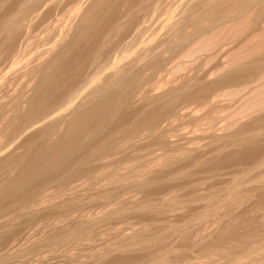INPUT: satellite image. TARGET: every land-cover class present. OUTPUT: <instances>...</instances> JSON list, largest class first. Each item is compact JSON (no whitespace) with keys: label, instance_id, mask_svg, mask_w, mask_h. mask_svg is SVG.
Wrapping results in <instances>:
<instances>
[{"label":"bare ground","instance_id":"1","mask_svg":"<svg viewBox=\"0 0 264 264\" xmlns=\"http://www.w3.org/2000/svg\"><path fill=\"white\" fill-rule=\"evenodd\" d=\"M124 1H126V0H124ZM124 1L122 0V2H123V5L121 4L122 6H126V5H124V4H126V2H124ZM152 1H153V3L155 1L158 4L157 5L158 7H155L156 5L153 6L155 9H153V7H152V5H153ZM161 1L162 0H141L140 3L141 4L147 3L145 5L148 6V5H150V4H148V2H151L152 5H150V6L152 9H150V10L151 11L154 10V11L151 13L148 12L149 15L148 14L147 15L150 16V14L152 15V13L159 12L160 11L159 9H161L160 8L161 5L163 7L164 4L166 5V3H168V2L164 3L165 2L164 1L159 6ZM171 1H170L171 2L170 5L168 4L169 8L166 7L167 11L165 12V14H163V16H161L162 18H160L159 17L160 15L157 13L159 15L158 16L159 18L157 17V19L151 18V16H150V19H153V20L148 21L145 19V18H147L146 17L147 15H146L144 19L141 18V19H143V21H140V19H138L137 18L138 16H137L135 20L138 19L140 22L138 21L137 24L135 22V25H133V23H130L132 16H133V18H135L134 16L136 14H139L141 12L140 10L143 11L145 9H149V6H148V8L146 7L145 9H140L139 10L140 12L138 11V13H135V11L137 12V9H133V8L129 11L127 10V12H126V9L128 8V6L132 7L131 3H134L133 0H131V3L130 2L128 3L131 6L127 5V7H125L126 9L124 10L125 11L124 13H121V11H120V14H122V15H120V14L118 15L115 12L114 13L111 12V11H113L112 6H114V4L116 2L122 3L120 0L119 1H117V0H18V2L15 4L13 9H11L10 11L8 9L9 12L7 11L8 13H6L3 17L1 15L2 18L0 19V47L3 49H6V51L8 52L7 54H9V55L6 58L7 59L6 60L7 63H5L6 67L1 68V66H0V214L5 209L4 208L5 203L7 204V202H11L10 204H14L13 202H15V201L22 204V206L28 205L31 207V204H33L34 208H32V207L31 208L35 209L33 211H36V213L40 211L43 214L44 211H46V210L48 211L49 210L48 208L51 206L46 205L48 203H45L44 206H42V205L45 202V201L43 202L44 199L47 200V199L51 198V196H53V197L55 196L54 195L55 191H54V193L52 192L53 195L51 194V192H49V190H51L50 188L52 187L51 185L55 184V186H56L58 184V181L63 182V180H64V182H65V180L69 177H73V178L79 177L80 178L83 175L82 170H84V169L81 170L80 167L83 168L82 164L87 162L88 159L90 160V158H92V157H89L87 155H85V157H80V156H83V155H81L83 149L85 150V148H83L84 145L82 143L83 142L85 143V141H87V144H88L89 139H90V141H92L94 139L97 140V138L95 136L98 135V129H100L99 127L109 126V124L111 123L110 120L113 121L112 118L117 116V114H119V116H120V114H121L120 112L123 109L128 110V108H131V107L136 108V109L134 108L135 110L132 111V113L128 110L130 112V114L129 113L127 115L121 114V116L122 115L123 116H122V118H120L121 120L119 119L120 123H119L118 127H120V128L116 127V125H115L116 128L114 127V130L111 132L110 136H108L106 139H102L100 142H98V143H102L100 145L101 147L103 146L102 148L107 146L106 143L109 144L108 141H109V139L112 140L111 137L116 136V138H117V136H119V138H120V135L122 133H125L126 135H128V134L132 135L133 134V139L131 138V140H133V141L129 140V142H131L129 147L132 149L133 148L135 149L137 146H141L143 144L147 145V142H149L148 140L154 136V135L152 136L153 133L156 134V131L161 130L160 132H158L160 134L163 131L166 132V130H169V128H170V129H172V131L174 130V133L176 134L174 136L175 139H171V137L174 138L171 134L170 138L162 139L163 141L161 140V138L158 137L160 139L158 142L160 143V141H162L161 143L163 144L164 148L167 147V148H169L168 150H171L172 152H174V151L177 152V150L181 151L179 149L183 150L185 148V146L187 144H189L190 139L192 138L191 135H194L193 134L194 132H192V130H191L192 133L190 132V130H189L190 128H189V126H187V124H188L187 122L190 121V123H192L191 121H196V122L200 121L201 123H204V122H206V120L209 121L208 119L210 116L212 117L213 111L215 109H217L218 107H220V104L224 102L221 100V97H222L220 95L221 93L218 95L217 92L218 91L220 92L221 89L223 91V88H225L227 86L226 82L231 81V82H233L232 84H234V82L236 80L234 81L233 79L234 78L236 79V75H237L235 73H237L239 70H246V69L248 70L252 66H254V69L256 68L255 66H260V69H262L263 71L261 70L262 71V73H261L260 70H259L260 72L257 70L258 74H256V75H260L259 73L264 74V50H263V47L260 45V48H262L263 52H262V50H260L262 55H260L258 57L260 58L261 56H263V57H261V59L254 61L255 59L252 60L253 59L252 56H250V55L246 56L245 55L246 57H248V56L252 57V58H249V57L247 58L249 60H252V61L248 60L250 63L253 61L254 62L252 64L248 63L249 65H246L247 64L246 62H245L246 64L243 63V66L240 65L239 67H237V69H236V70H238L237 72L235 69H234V71L231 72L230 69L232 70L233 67L230 68L229 65H224L221 68V69L225 70L226 72H227V70H229L228 71L229 73L227 72L228 73L227 75L226 74L222 75V78L226 76L225 78H223L225 80L222 81V83H224L225 85L221 84V82H220L221 80L218 79V77L219 78L221 77L218 75H221L222 73L217 72V77L213 76L214 80H216L215 78H217V80H220L219 81L220 84H217V83H214L213 78H212V74L208 75L207 73H209V72H207L206 70L205 71L207 73H204L205 75L203 76V82H199V79L202 76L201 73L203 74L202 67H198L197 69L195 68L196 70H194V72H192V73L190 72V70L188 71V69H190V68H187V69L185 68L189 72V74L190 73L192 74V75H185V76H184V74L186 73V71L184 73V71L181 70V72L183 71L182 72L183 77H181V79L179 78L180 80H178L177 82L175 81L176 82L175 84H172L174 82H171V80H170L171 77L169 75H168L169 77L165 76V74H167V72H169V70L173 69V68H169V65L173 64L174 61L172 60V63H170L171 58L170 59L167 58V56L170 53L173 54V52H170V50L171 49L175 50L178 48L183 49V48L189 46L194 40H197L196 38H198V37L200 38L199 35H204L202 33L205 32V29L200 30V31H199V29H197L198 32H189L188 30H187L188 32H186L185 27H187L190 24L194 27L197 26L199 28L200 23L202 24V22L204 20L205 21L208 20V19H204V18L205 17L207 18V15H210L209 13H211V12H213V13L217 12V14L215 13L217 15V16L215 15L216 17L213 16V18H211L212 15L209 16V18H211V20L213 19V21L215 22L214 23L215 27H217L216 24L218 25V23H220V22H222L224 24H225V22H227L228 25L229 24L231 25L233 22L236 23L237 19L239 21L242 18V16H244L241 13L242 11H243V13L244 12L246 13L248 8L250 10V9L256 8L257 6L258 7L264 6V0H216V1L215 0H171ZM117 4H119V3H117ZM135 4H136V0H135ZM2 5H3V3H2ZM138 5H140V4L138 3ZM4 6H8V5H4ZM120 6L118 7L117 5H115V9L120 8ZM122 6L120 9H123ZM133 7H134V5H133ZM141 7H139V8H141ZM96 8L98 10H100L99 12L97 11L99 14L98 13L96 14L94 12L96 10ZM136 8H138V7H136ZM142 8H144V7H142ZM115 9H114V11H115ZM117 9H116V12H117ZM259 9H261V8H259ZM253 10H256V9H253ZM263 10L264 9L262 7V11ZM145 11H143V12H145ZM258 11H260V10H258ZM143 12H142V14H144ZM163 12H161V14ZM263 12H261V13L264 15ZM251 13H253V11H251ZM240 14H242V16ZM246 14L249 15V13H246ZM246 14H245V16H246ZM259 14H260V12H259ZM239 15L241 16V18ZM142 16L144 17V15H142ZM253 16L254 15H252V17ZM257 16H258V12H257ZM152 17H155V15H153ZM246 17H243V18H246V20H248L249 16H246ZM259 17H261V16L259 15ZM254 18H258V17H254ZM262 18L264 20V17H262ZM250 19H252V18H250ZM258 19L262 20L261 18H258ZM258 19H257V25L260 23V20H258ZM243 20H245V19H243ZM246 20L243 21V23L244 22L246 23ZM133 21H134V19L132 20V22ZM205 21L203 22V24L207 23V21L206 22ZM230 21L231 22L233 21V22L231 23ZM248 21H250V20H248ZM85 22H88L86 24V26L84 25ZM210 22L213 24V22L209 20V22L207 24L208 26L211 24ZM228 22H230V23H228ZM254 22H256V21H254ZM262 22H264V21H262ZM247 23H246V25H247ZM250 23L252 24V21ZM254 24H256V23H254ZM202 25H200L201 28L203 27ZM220 25L222 26V24L220 23L218 25L219 27H217L216 30L218 28L221 29ZM257 25H250V27L252 26L255 29L254 26H257ZM261 25L260 26L258 25L260 27L259 29H261V27H263ZM211 26L213 27L214 25H211ZM211 26L208 27L210 29H208V28L206 29V32H207V30L213 31L215 29V27H214L212 30ZM229 27L228 28L231 29V26H229ZM235 27H236V25H235ZM235 27H234V29H235ZM237 27L240 28L239 25ZM243 27L245 28V25ZM220 29H218V30L220 31ZM225 29H227V28H225ZM240 29H242V28H240ZM249 29H250L249 31L253 30L252 28H249ZM256 29H258V28H256ZM259 29H258V31H259ZM239 30H236V32L237 31L240 32ZM262 30L264 31V27L261 29V31ZM70 32L71 33L73 32V34L70 35ZM206 32H205V34L207 37L212 35V34L209 35ZM224 32H227V31H224ZM224 32H222V33L224 34ZM236 32H235V34H236ZM245 32H247V31H245ZM222 33H221V36H222L221 38L224 39ZM232 33H233V28H232ZM257 33H259V32H257ZM142 34L143 35L145 34V36H146L145 40L146 41L143 40L144 36H142V38H141L140 35H142ZM214 34H216V32ZM247 34L249 35L250 32H247L246 35ZM239 35H241V34H239ZM242 35H241L242 36L241 38L243 39V37L246 35H244V34H242ZM248 35H247V37H248ZM254 35L255 34L253 32L251 37H253ZM68 36H71V38H69ZM228 36H230V34ZM201 37H203V36H201ZM233 37H236V36L233 35ZM251 37H249V38H251ZM255 37H257V34L255 35ZM255 37H254V40L257 39ZM262 37L260 36V38H259V36H258L259 39L257 41L259 42V40L262 39ZM203 38H205V37H203ZM230 38H232V36ZM241 38H240V41H241ZM217 39H218V41L221 40V39H219V36L216 38V40ZM229 39H227V40L229 41ZM237 39H235V40H237ZM254 40L250 41V43L252 42V44H253ZM202 41L200 42V44H202ZM210 41H212V43H213L212 39ZM222 41H225V40H222ZM228 41H227V43H228ZM248 41L249 40H247V42ZM257 41H255V42H257ZM262 41H264V39ZM143 42H145V43L147 42L146 44H149L147 46H149V47L153 46V48H148V50L145 49L146 45L143 44ZM209 42H208V45H209ZM233 42H235V41H233ZM242 43L244 44V42H242ZM260 43H261V40H260ZM223 44H224V42H223ZM233 44H231V45H233ZM263 44H264V42H263ZM143 45H145V47ZM216 45H217V41H216ZM225 45H227V44H225ZM225 45H223V46H225ZM229 45H230V42L227 46H229ZM234 45L236 46V44H234ZM247 45L244 44L243 46H246V48H244V47L243 48L247 49ZM255 45H256V43L254 44V46ZM204 46L205 45H203L202 47H204ZM207 46H205V48H207ZM221 46L219 47V48H221V50L218 48V51H220V52L223 49H224L223 51H225V49L227 50V48H228L225 46L226 48L222 49L223 46L222 47ZM252 46L250 44L249 48L252 49ZM230 47L234 48V46H230ZM239 47H236V48L239 49ZM256 47H257V45H256ZM192 48H193V46H192ZM243 48H241L239 50H243ZM253 48L255 49V47H253ZM167 50H169L168 53L170 52L169 54L167 53L168 55L166 54ZM178 50H179L178 52H180L179 54H183L185 49H183L182 53H181L182 50L181 51H180V49H178ZM193 50H195V49H193ZM193 50H192V52H193ZM255 50H257V49H255ZM255 50L252 49V51H255ZM2 51H4V50H0L1 54H2ZM213 51L215 53V50H213ZM218 51H216V52H218ZM227 51H225V52H227ZM233 51H230V53L231 52L233 53ZM241 52H243V55L246 54V53H244V52H246L245 50L241 51ZM210 53L213 54V52H210ZM235 53H237V52L235 51ZM3 54H4V52H3ZM5 54H6V52H5ZM179 54H178V56H179ZM199 54H200V52H199ZM203 54L204 53H202V55ZM227 54H229V53L227 52ZM240 54H242V53H240ZM240 54H237V55H240ZM250 54H252V53H250ZM255 54H256V51H255ZM188 55H189V53H188ZM204 55H205V57L208 56V54H204ZM209 56L212 57V55H209ZM213 56H214V54H213ZM215 56H216V54H215ZM215 56H214V59H215ZM221 56H224V54L222 53ZM234 56L237 57L236 54ZM0 57L2 58L3 56H0ZM196 57H200V55L196 56ZM205 57L203 56L202 59H204ZM240 57L242 59L243 56H240ZM172 58H174V57H172ZM216 58L219 59V56ZM230 58H232V57H230ZM2 59H4V58H2ZM194 59H199V58H194ZM224 59L221 58L220 60L224 61ZM1 61L3 62V60H1ZM4 61H5V59H4ZM211 61H212V59H211ZM187 62L190 63L189 61H187ZM216 62H217V60H216ZM233 62H232V64H233ZM192 63H190V64H192ZM194 63H196V62H194ZM225 63L227 64V62H225ZM230 63H231V61H230ZM2 64H4V63H2ZM185 64H186L185 67H187V65H189L187 63H185ZM196 64H198V63H196ZM219 64H222V63H219ZM173 65H175V63ZM176 65H178V63ZM182 66H184V65H182ZM220 66H222V65H220ZM193 67H195V66H193ZM217 67H219V65ZM168 68H169V70H167ZM210 70H211V68L209 69V71ZM223 70H221V71H223ZM251 70L253 72V69H251ZM151 71L159 73V75H160V73H163V75L166 78H169V80L165 79V80L169 81L168 82L169 87L167 88V86L165 85L167 88V89L165 88L166 89L165 91H161V90L159 91V88H156V86L154 88V85H153L154 83L149 84L150 82H153V81H151L152 78L149 79L152 75L149 77V74H148V72L150 73ZM213 71L216 72L214 69H213ZM225 71H224V73H225ZM254 71H256V69ZM154 72H152L151 74H153ZM172 72H173V70H172ZM214 72H211V73H214ZM240 72H243V71H240ZM248 73H249V71H248ZM153 75H155V74H153ZM215 75H216V73H215ZM239 75L237 77H239ZM156 76H158V75H155V77ZM241 76H242V73H241ZM249 76H250V74H249ZM261 76L263 77V75H261ZM254 78H255V76H254ZM153 79H154V77H153ZM171 79H173V78H171ZM255 79H254V81H255ZM239 80H240V77H239ZM239 80H238V82H239ZM241 80H242V78H241ZM251 80H253V79H251ZM263 80L264 79H262V81ZM254 81H252V82H254ZM258 81H259V79H258ZM216 82H218V81H216ZM236 82L234 85H236ZM257 82L254 83L256 85L252 84V87L247 91V93L245 92L244 94L248 95V93H251L255 89L257 91L259 89L261 90L262 87L257 89V85H260ZM243 83H245V82H243ZM229 84H230V82H229ZM229 84H228V86H229ZM262 85H264V84L262 83ZM262 85H260V86H262ZM247 86L248 87L251 86L250 83ZM161 87H163V86H161ZM233 88H234V86H233ZM245 88H246V86H245ZM227 90H229V88ZM231 90H234V89H231ZM239 91H241V90H239ZM259 91H258V93H255V94L259 95ZM254 92H252V93H254ZM261 92H262V90H261ZM261 92H260V95H261ZM231 93L233 94L234 92H232V91L225 92V94L232 95ZM263 94H264V91H263ZM243 97H244V95H243ZM255 97H256V99L257 98L258 99L256 100ZM255 97L253 96L252 98L255 99L256 103H257V101L259 102L260 101L259 97H257L256 95H255ZM250 98H248L249 101H250ZM261 99H263V97H261ZM247 100L244 99V101H247ZM236 101H237L236 103L238 104V100H236ZM226 102H228V100L225 101V104L228 106H231V105L234 106V101L230 102V103L229 102L226 103ZM242 103H244V102H242ZM248 104H250V103H248ZM260 105H261V103H260ZM261 107L264 108L263 105ZM78 109H79V111L81 110V112H77ZM127 110H124V111L126 112ZM131 110H133V109H131ZM199 110H200L201 114L197 113V111H199ZM202 111H203V114H202ZM255 112H256V110H255ZM259 112H261V110ZM256 113H258V112H256ZM70 114L73 115L72 118L69 116L71 120L68 117V115H70ZM252 114H255V113H252ZM119 116H118V118H119ZM67 117H68V119H67ZM65 118L68 120L67 125H69V126H68V128H64L63 129L64 131H63L61 124L64 123L63 120H65ZM215 120L217 121V124L219 125V126H217V130L222 131L223 128L225 129V127L223 126V123H224V121L225 122H228V121L217 120L216 118H215ZM233 120H231V122ZM200 122L198 123V125L196 124L198 127H199ZM229 122H230V120H229ZM236 122H237V120H236ZM65 123H67V122H65ZM210 123H212V122H210ZM232 123H235V121ZM237 123H238V125L241 126L239 121ZM237 123L235 125H237ZM208 124H209V122H208ZM63 125L65 127V124H62V126ZM203 125L204 124H200L201 128L199 127L201 132H202V126ZM226 125H228V126L231 125V127H233L234 124L232 125V124L227 123V124H225V126ZM165 126L166 127L168 126V127L166 128ZM222 126H223V128H222ZM231 127H229V128H231ZM110 128H111V125H110ZM204 128H203V131H205ZM213 128H214V125H213ZM233 130H234V128H233ZM123 131H125V132H123ZM195 131L197 132L198 129ZM200 131H198V132H200ZM241 131H242V129H241ZM196 132H195V135L193 138H195L196 135L198 136L201 134V132L200 133L197 132L198 134H196ZM209 132H211V131H208V133ZM190 133H191V135H190ZM203 133L204 132H202V134ZM212 133H214V132H212ZM256 133H258V131ZM164 134H166V133H164ZM164 134H163V136H164ZM204 134L201 137H205L206 135L204 136ZM216 135H218L220 138L224 137L222 135V133H220V132H217ZM220 135H222V137ZM51 136H56V137H54L55 140L52 137V139H53L52 142H49V141L47 142V140L49 138H51ZM155 136L157 138V136H159V135H155ZM155 136L151 139H155ZM213 137H214V135H213ZM124 138H126V136ZM205 138L207 140V138H209V137H205ZM249 138H251V137L249 136ZM203 140H204V138H203ZM217 140H218V138H217ZM112 141H114V140H112ZM154 141L156 142L157 139L153 140L152 144L155 143ZM117 142H119V141H117ZM158 142H157V144H158ZM112 143L113 142H111V144ZM126 143L129 144L127 141H126ZM161 143H160V145H161ZM127 144L124 143V145H127ZM157 144H155V145H157ZM215 144H216V142H215ZM89 145H88V147H89ZM104 145H106V146H104ZM191 145H192V143H191ZM112 146L113 147L110 149L106 148V149H109V151H110V157H111V155L118 157L122 152H124L123 149L125 147L119 148L113 144H112ZM152 146H154V145H152ZM215 146H217V145H215ZM95 147H97V146H95ZM122 147H123V145H122ZM157 147L158 146H156V148ZM207 147H208V145H207ZM99 148L100 147L98 145V149ZM102 148H100V149H102ZM151 148H153V147H151ZM158 148L160 149V146ZM161 149H163V147ZM185 149H187V146ZM89 151L90 150H88L87 152H89ZM156 151H157V149H156ZM156 151H155V153H156L155 156H161L159 154L157 155ZM190 151H192L191 148H190ZM206 151H208V150H206ZM92 153L93 152H91V154ZM88 154H90V153H88ZM92 155H90V156H92ZM173 155H174V153H173ZM146 156H148V155H146ZM107 157H108V155H107ZM115 157H113V158H115ZM154 159H156V158H154ZM160 159H161V157H160ZM160 161L158 159V162H160ZM114 162H116V161H114ZM70 163H72V166H70L72 168H67V165H69ZM95 163H93V164H95ZM112 163H113V161H112ZM127 165H129V164H127ZM108 166H107V168H108ZM150 169H152V168H150ZM83 172L86 173L85 171H83ZM91 173H93V172H91ZM125 175L124 176L127 177L128 174H125ZM144 176H146V174H144L143 177ZM121 177H123V176H121ZM129 177H128V179H129ZM138 177H140V174ZM132 178H134V177H132ZM93 180L94 179H92V181ZM123 180H122L123 184H122V186H120L121 185L120 184L119 185L120 187L118 186L119 188L113 189L111 187L108 189L107 188L101 189V188L96 187V192H95L96 195L99 194L100 192H102L104 194V197H101V195L99 194L101 199L102 198L108 199L107 197H109L113 193L117 194V192L119 190L121 191L122 189H125L126 193H127V189L139 190L143 186L148 185V183L145 184L144 182H141V181L139 182V180L137 182H135V181L132 182L135 179H132V181H130L131 179L128 180L131 182L130 184H126L127 179H125V181H123ZM143 180H144V178H143ZM145 181H147V180H145ZM80 182H79V184L77 183L76 186L74 185V188H72L74 192L73 193L71 192L72 194L69 192L71 194V196L73 194H75V191L78 192L79 195H77V196H79V199H80V197L84 196L83 193L86 191V189L84 191H82V187L84 185L80 184ZM84 182H82V183H84ZM99 182H101V181H99ZM124 182H126V183H124ZM87 186H89V185H87ZM70 187H72V186H70ZM88 189L92 193V190H90V188H88ZM88 189H87V191H88ZM70 190H71V188H70ZM93 190H94V188H93ZM125 190H124V192H125ZM128 191H130V190H128ZM60 192L62 193L61 190H60ZM132 192L134 194V191H132ZM91 193H88V194H91ZM95 193H93L94 194L93 196H92V194L90 196H88V199L91 201L95 200L97 198ZM88 194H85V195L87 196ZM126 195H129V194L127 193ZM134 195L136 196V194H134ZM71 196H67L66 198H64L65 196L64 197L62 196L64 199L60 198L61 200H59V199L58 200L61 201V203L59 201L58 202L63 206V208H64V206L72 208V209L77 208V210L74 209L75 212L72 211L70 213H71V215H72V213L74 214L73 215V220H74L73 222L76 223L78 229L79 228L82 229L83 227L87 228V226H89V225L91 226V224H94V225L100 224L102 226V224H104L102 222H106L109 219H111L112 217L114 218L116 213H117V211H115V209L114 210L112 209L113 205L111 206V208H110V206H108V205H110V203H109V204H106V208H102V211L100 210V212H99L97 210L98 213L93 211L94 213H97V214L91 215V216L88 215L89 217H87V214L84 216L83 212L85 210H83L84 209L83 207L87 206L86 203L84 205L83 202L82 203L79 201L77 202L76 198L72 199ZM135 196H133V197H135ZM210 196H212V195H210ZM100 197H99V199H100ZM83 198H82V200H83ZM37 199L40 200L39 203H38L39 200L37 201ZM88 199H85V200H88ZM119 199H120V197H119ZM124 199L125 198H123L121 200L124 201ZM127 199L129 201H131L130 197H127ZM168 199H165V201L166 200L168 201ZM170 199H172V197ZM82 200H80V201H82ZM108 200L104 199L103 202L105 203ZM128 200H127V202H128ZM51 201H52V199H51ZM97 201H98V199L96 200V202ZM169 201L171 202V200H169ZM175 201H176V199H175ZM101 202H102V200H101ZM109 202H110V200H109ZM127 202H125V203H127ZM132 202L136 204L135 199ZM164 202H163V204H164ZM19 203L17 205H19ZM119 203H121V202H119ZM173 203L174 202H172V204ZM184 203H186V202H184ZM50 205H51V203H50ZM99 205H102L104 207L103 203H101ZM137 205H138V203H137ZM55 206L56 205H54L53 207H55ZM79 207H81V208H79ZM99 207L100 206H98V208ZM126 207L127 206H125V208ZM161 207H163V206H161ZM14 208H16V207H14ZM113 208H115V207H113ZM179 208H180V206H179ZM53 209L54 208H52L51 210H53ZM72 209H70V210H72ZM131 209H133V208H131ZM18 210H20V209H18ZM207 210H209V209H207ZM23 211H24V209L22 210V212ZM124 211H126V210H124ZM75 213H78V214L75 215ZM29 214H30V211H29ZM32 214H34V213H32ZM99 214H100V216H99ZM206 214H208V213H206ZM119 215H117V216L119 217ZM127 215H126V217H127ZM132 215H133V213H132ZM32 216L30 215V217H32ZM92 216H95V217H93L94 219L91 218ZM67 218H69V217H67ZM68 220H70V219H68ZM0 222H1V220H0ZM109 222H111V221L109 220ZM68 223H70V222H68ZM75 223H74V225H75ZM53 224L55 225V223H53ZM60 224H61V222H60ZM94 225H92V227ZM99 227H98V229H99ZM101 228H103V227H101ZM108 228H110V227H108ZM78 229H76V231ZM92 229L94 230V227ZM96 229H97V227H96ZM87 230H88V228H87ZM89 231H90V229H89ZM100 231H101V229H100ZM102 231L107 232L108 230L105 229ZM71 232H74V231H71ZM84 232H85V230H84ZM108 232H110V230ZM112 232H113V230L111 231V233ZM124 232L125 231H123V234H124ZM52 233H54V232H52ZM76 233H78V232H76ZM72 234H70V235H72ZM109 234H107L106 236H109ZM125 234L127 235V233H125ZM78 235H79V233H78ZM86 235H87V233H86ZM103 235L105 236V234H103ZM74 236H75V234L73 235V237ZM148 236H150V235H148ZM63 237L66 239V237H68V236H66V234H65ZM126 237H123V238L125 239ZM90 238H91V236H90ZM67 239H69V237ZM136 239H138V237ZM141 239H142V237H141ZM77 240H79V239H77ZM160 240H162V238ZM71 241H72V239H71ZM123 241H126V240H123ZM148 241H149V239H148ZM62 242H65V240H63ZM120 242H121V240H120ZM156 242H157V240H156ZM19 243H21V242H19ZM19 243L17 242L16 244L19 245ZM51 243H52V241H51ZM68 243H71V242H68ZM148 243L150 244V242H148ZM16 244H15V246H17ZM59 244H61V243H59ZM63 244H65V243H63ZM124 244L125 243H123V245ZM153 244H154V242H153ZM21 246L23 247V245H21ZM46 246H48V245H46ZM126 247H128V246L126 245ZM19 248H21V247H18V249ZM132 248H133V246H132ZM263 248H264V246H263ZM15 249H17V248L14 247L11 249V252H13V254L16 251ZM29 251H30V249H29ZM16 252H19V251H16ZM42 252H43V250H42ZM104 254L106 256V253H104ZM3 256H2V258H3ZM50 256H52V255H50ZM55 256L56 255H54L53 258H55ZM93 256L98 257V256H100V254L96 253V255H93ZM91 257L92 256H90V258ZM212 257H213V255H212ZM42 258H44V257H42ZM48 258H50V257H48ZM65 258H67V257H65ZM56 259H57V256H56ZM4 260H8L7 257H5ZM13 261H14V259H13ZM16 261H17V259H16ZM39 261H41V260L39 259ZM45 261H47V260H45ZM5 262H7V261H5ZM151 262H150V264H153L155 261L153 263H151ZM60 263H61V260H60ZM194 263H192V264H194ZM51 264H52V262H51ZM197 264H199V263H197Z\"/></svg>","mask_w":264,"mask_h":264},{"label":"rangeland","instance_id":"2","mask_svg":"<svg viewBox=\"0 0 264 264\" xmlns=\"http://www.w3.org/2000/svg\"><path fill=\"white\" fill-rule=\"evenodd\" d=\"M117 1H119V0H117ZM120 1L122 2V0H120ZM133 1H134V3H131V0L124 1V2H126V4H124L126 6H122L123 2L122 3L116 2L114 4V6H112V10L113 11H111V12L112 13L115 12L118 15L120 14V11H121V13H124L125 12L124 10L126 9L125 7H127V5H130V4H128L129 2L131 3L132 7L128 6V8L126 9V12H127V10L129 11V10H131L133 8V9H137V12L135 11V13H138V11L140 9H145L146 7L148 8V6H149V9H145L146 11L143 10L146 13L143 12L142 10H140L141 11V12L139 11L140 15L136 14L134 16L135 18H133V16H132V19H131L130 23H133V25H135V22H136V24L138 23V21H139L138 19H140V21H143L145 16L147 14L149 15L148 12L151 13V12L154 11V10L153 11L150 10V9H152L150 5L153 4L152 7L155 6V5H156L155 7H158L157 6L158 5L157 2H155V1H154L155 4L153 3V1H152V4H151V2H148V4H150L148 6L145 5L147 3L141 4L140 3L141 0L140 1L136 0V4H135V0H133ZM170 1L171 0H162L160 2L159 6L163 2L164 3L168 2V3H166L167 6L164 4L163 7H162V5H161L160 6L161 9H159L160 11L158 10L160 13L156 12V13H152V15L150 14L151 18H156L157 19V17L159 15H160L159 17L162 18L161 16H163V14H165V12L167 11L166 9L169 8L170 3L172 2V1L171 2ZM17 2H18V0H0V6H1L0 7V12H1L0 13V19L6 13H8L11 9H13ZM137 2L144 8H142L140 5H138ZM2 3H3V5H2ZM117 3H119V4H117ZM4 5H8V6H4ZM115 5H117L118 7L121 5L123 9H120L121 8V6H120V8H118V9L116 8L117 9V12H116ZM133 5H134V7H133ZM136 7H138V8H136ZM139 7H141V8H139ZM262 7L264 9V6H259V7L257 6L256 8H253V9H256V10H253V9L249 10V8H248V10H247L248 12L246 11V13H249V15H247L245 12L243 13V11H242L241 13L244 16H242V14H240L242 16V18L239 15L241 19L238 17L240 20L238 21V19H237L236 23L233 22V21H232L233 22L232 23L230 21L232 23L231 25L230 24L228 25L227 22H225V24L227 25L226 26L224 23L220 22L222 24V26L224 25L223 27L220 25L221 29L218 28V29H220V31L218 29L216 30V28L219 27L218 25L220 23H218V25L216 24L217 27H215V24H214L215 22L213 21V19L211 20V18H213V16L214 17L217 16L216 15L217 12H215V11L214 12L216 14L211 12V13H209L210 15H207V18L206 17L204 18V19H208V20H206L207 23H204L205 25L203 24V22L205 20L204 19H203L204 21L202 20L203 21L202 22L203 25L201 23H200V25H202L204 27V28L202 27L203 29L201 28L200 25H199V28H198L197 26L194 27V26L189 24L187 27H185V29H186L185 31L186 32H188V31L189 32H198L197 29H199V31L205 29V32H206V29L209 26H211V25H214L213 27L211 26V29L213 30V28L215 27V29H214L215 31L214 30L213 31L207 30V32H206L207 34H209V35L212 34V35H210L208 37L206 36L205 32L202 33L205 36L204 35H199L200 38L199 37L196 38L197 40H194L195 42L193 41L191 43L192 45L190 44L189 46L183 48V49H185L183 54H179L180 52H178L179 51L178 49H180V51L182 50L181 51V53H182L183 52L182 48H178V49H175V50L174 49H171V50L169 49L170 52H173V54H171L170 52H169L170 53L169 54L168 53L169 50H167L166 54L167 53L169 54V55L167 54L168 55L167 58H169V59L171 58V62L170 63H172V60H173L175 65H173L174 63L171 64L172 66L169 65V68H173V69L169 70V68H168L167 70H169V72H167V74H165V76H167V77L170 76L171 78H173V79L170 78V80H171V82H174L172 84H175L178 80L181 79V77H183V74H182L183 71H184V73L186 71L184 76L185 75H192L191 73L194 72V70H196L198 67H202L203 74L201 73L202 76L201 75L200 76L202 78L200 77L199 82H203V76L205 75L204 73L209 72L207 74L208 75L212 74V78H213L214 83L220 84V82H221V84L225 85L224 83H222V81L225 80L223 78H225L226 76L222 78V75H225V74L227 75L229 73L228 72L229 70H227V72H228L227 73L225 70L221 69L224 65H229L230 68L233 67L232 70L230 69V71L232 72V71H234V69L236 70L237 67H239L240 65L243 66V63H245V62L247 63V64L245 63L246 65H249V64H252L254 61L259 60V59H261V57H263V56H261L260 58L258 57V56L262 55V53L260 51V50H262V48H260V45L263 47V50H264V46H263L264 45L263 44L264 41H262L264 39L263 38L264 37V35H263L264 31L263 30L261 31V29L264 27V22H262V21H264L263 18H262V17H264V15L261 13L264 10L262 11ZM259 8H261V9H259ZM8 9H9V11H8ZM114 9H115V11H114ZM153 9H155V8L153 7ZM258 10H260V11H258ZM97 11L99 12L100 10H98L96 8V10L94 12L97 14L98 13ZM251 11H253V13H251ZM256 11L258 12V16H257V12ZM142 12L144 14H142ZM161 12H163V13L161 14ZM259 12H260V14H259ZM141 14L144 15V17ZM245 14H246V16H249L248 20H250V21L246 20L247 17L245 16ZM1 15H2V17H1ZM120 15H122V14H120ZM148 15L146 16L147 18H145V19L148 20V21L149 20H153V19H150V16H148ZM153 15H155V17H152ZM211 15H212V17L209 18V16H211ZM252 15H254V16L252 17ZM259 15L261 17H259ZM136 17L138 18L137 20H135ZM243 17H246V18H243ZM254 17L261 18L262 20H260L258 18H254ZM141 18H143V19H141ZM250 18H252V19H250ZM133 19H134V21L132 22ZM243 19L246 20V23L248 22L247 25H246L245 22L243 23V21H245ZM257 19L260 20V23L262 22L261 23L262 25L260 23L258 24L259 26L260 25L263 26V27H261V29H259L260 27L257 25ZM209 20L212 21L213 24L210 22L211 24L208 26L207 24H208ZM251 21H252V24L250 23ZM254 21H256V22H254ZM230 22H228V23H230ZM87 23L88 22H85L84 25L86 26ZM254 23H256V24H254ZM232 25L234 27L236 25V27H235L236 30H239L240 28H242V29L239 30L240 32H238V31L236 32V30L234 29V27ZM238 25H239L240 28L237 27ZM242 25L243 26L245 25V28ZM250 25H257L258 27L254 26L255 27V29H254L252 26L250 27ZM229 26H231V29H229L230 28ZM248 27L253 29V30H251L252 32L249 31L250 29ZM225 28H227L228 30L225 29ZM232 28H233V33H232ZM256 28H258L259 31ZM208 29H210V28H208ZM224 31H227V32H224ZM245 31L250 32L249 35L247 34L248 37L246 35L247 32H245ZM215 32H216V34H214ZM220 32L221 33L224 32L225 35L222 33L224 39L221 38L222 36H221ZM235 32H236V34H235ZM253 32H254L255 35L257 34V37H255V35L253 37H251ZM257 32H259V33H257ZM72 34H73V32L72 33L70 32V35H72ZM229 34H230V36H228ZM239 34H241V35L244 34L246 36H244L243 39H242L241 37L243 35L241 36ZM233 35H235L238 39L236 37H233ZM140 36H141V38H142V36H144L143 40L146 41L145 40V38H146L145 34L144 35L142 34ZM201 36H203L205 38H203ZM218 36H219V39H221L219 41H218V39L216 40V38ZM231 36H232V38H230ZM258 36H259V38H260V36L261 37L263 36L262 39H260L262 44L260 43V40H259V42L257 41L259 39ZM68 37L71 38V36H68ZM239 37L241 38V41H240ZM249 37H251V38H249ZM254 37L257 38V39L254 40ZM208 38L210 40L212 39L213 43L215 45ZM201 39L202 40L204 39V40L202 41ZM227 39H229V41ZM235 39H237V40H235ZM251 39L254 40L253 44H252V42L250 43V41H252ZM222 40H225L226 42L222 41ZM247 40H249V41L247 42ZM201 41H202V44H200ZM216 41H217V45H216ZM227 41H228V43H227ZM233 41H235V42H233ZM255 41H257V42H255ZM208 42H209V45H208ZM223 42H224V44H223ZM229 42H230V45L227 46L229 44ZM242 42H244V44H246V45L248 44L247 45V49L249 51L247 49H244V48H246V46H243L244 44ZM254 42L256 43L257 47H256V45L254 46V44H255ZM146 43L143 42V44L146 45V47H145V45H143L145 47V49L148 50V48H153V46H150V47L147 46L149 44H146ZM233 43L236 44V46ZM249 43L251 44V46L253 45L252 46L253 50H255V49L258 50L259 49L258 51L255 50L256 54H255V51H252V49L249 48V46H250ZM225 44H227V45H225ZM231 44H233V45H231ZM203 45H205V46L208 45L207 46L208 49L205 48V46L202 47ZM219 45L220 46L221 45L222 46L225 45L226 47H228L227 48L228 51L226 49H225V51H227L230 55L227 54V52L223 51L224 50L223 48H226L225 46H223V47L221 46L222 49H223L222 50L223 52L222 51L221 52L218 51V48L220 47ZM192 46H193V48H192ZM230 46H234V48L236 50L233 47H230ZM239 46L241 48L244 47L243 50H239V49H241ZM236 47H239V49L236 48ZM253 47H255V49ZM193 49H195V50L199 49V50L195 51ZM219 49L221 50V48H219ZM0 50H4V51H2V54L0 52V54H1L0 56H3L2 58L5 59V61H4V59H2L0 57V66H1V68H3V67H6V65H5V63H7V61H6L7 59L6 58L8 57L9 54H7L8 52L6 51V49H3V48L0 47ZM192 50H193V52H192ZM213 50H215V53H214ZM244 50L246 51V52H244L246 54L243 55V52H241V51H244ZM263 50H262V52H263ZM216 51H218V52H216ZM230 51H233V53L232 52L230 53ZM235 51L237 53H235ZM3 52H4V54H3ZM5 52H6V54H5ZM199 52H200V54H199ZM210 52H213L214 56L216 54L215 59L217 60V62L214 59L213 54H211ZM239 52L242 53V54H240ZM188 53H189V55H188ZM202 53L208 54V56L206 55L207 57H205V55L204 54L202 55ZM222 53L224 54V56H221ZM250 53H252V54H250ZM178 54H179V56H178ZM235 54H236L237 57L234 56ZM237 54H240V55H237ZM199 55H200L201 58L200 57H196V56H199ZM209 55H212V57L209 56ZM245 55L246 56L250 55V56L253 57L252 60H254V59L255 60L250 63L249 61H252V60H249L247 58L248 57L252 58V57H250V56L246 57ZM203 56L206 59L205 58L202 59ZM218 56H219V59L216 58ZM240 56H243L242 59H241ZM172 57H174V58H172ZM230 57H232V58H230ZM194 58H199V59H194ZM221 58L224 59V61L220 60ZM211 59H212V61H211ZM245 59L247 61L248 60L249 61L247 62ZM1 60H3V62ZM187 61H189L190 63H192V62L193 63L190 64ZM230 61H231V63H230ZM1 62L4 63V64H2ZM194 62H196L198 64H196ZM225 62H227V64ZM232 62H233V64H232ZM177 63H178V65H176ZM185 63H187L189 65H187V67H185L186 66ZM219 63H222V64H219ZM217 64L219 65L220 68L217 67L218 66ZM182 65H184V66H182ZM220 65H222V66H220ZM193 66H195V67H193ZM255 67H256L255 68L256 71L257 70L258 71L262 70V69H260V66H255ZM185 68L186 69L190 68V69H188V71L190 70L191 73L189 74V72ZM210 68H211V70H210L211 72H214L213 69L216 72L211 73L209 71ZM250 68L253 69V72H252V70ZM250 68L248 70L247 69L246 70H239V71L236 70V72L238 71L237 73H235V74H237L236 75V79L235 78L233 79L234 81L235 80L237 81V82L235 81L236 85H234L235 82H234V84H232L233 82L229 81L230 82V84H229V82L225 81L227 83L226 85L228 86V84H229V86L228 87L224 86L226 88V89L223 88L224 92L222 91V89H221L220 92L218 91L219 93L217 92L218 95L221 93L220 95L222 97L221 96L220 97H221V100L224 101V102L220 104V107H218L217 109H215L213 111L212 117L210 116L209 119H208L209 121L206 120L207 123L206 122L201 123L200 121H197V122L196 121H191L193 124L190 123V121L187 122L188 124L186 123L187 126H189V128H190L189 129L190 132L192 130V132H194L193 133L194 135H195V132H196L195 130L198 129V131H200V128H201L200 124H204L202 126V132L205 133V134L203 133L204 136L206 135L205 137H209V138H207V140H206L205 137H201L203 134L200 131L201 134L198 135L199 137L196 135L195 138H193L194 135H191V133H192L191 132L190 135L192 136V138L191 137H190L191 139L189 138L190 142H189V144L186 145L187 149H185L186 148V146H185V148L183 150L179 149L181 151L177 150V152L176 151L172 152L171 150H168L169 148H167V147L164 148L163 144L161 143L163 141L162 139L170 138L171 134H172L173 137L176 135L174 133V130L172 131V129H170V128H169V130H166V132H164V131L161 132L162 134L158 133L161 130L156 131V134L153 133L152 136L153 135L154 136L155 135H159V136H157V138L155 136V139H151V138L154 137L153 136V137L150 138L151 140L150 139L148 140L149 142H147V145L143 144L141 146H137L138 148L136 147L135 149L134 148L132 149V148L129 147V145L131 144V142H129V140H131V138L133 139V134L132 135L131 134L126 135L125 133H122L121 134L122 136L120 135V138H119V136H117V138H116V136L111 137L112 140H114V141L109 139V141H108L109 144L106 143L107 146L104 145V146H106V147H104L105 149L102 148L103 146L102 147L100 146L102 143H98V142H100L102 139H106L108 136H110L111 132L114 130L115 125H116V127L119 126V123H120L119 119L122 118V116L125 115V114L127 115L128 113L130 114V112L132 113V111H134L136 109L135 107L128 108V110L130 112L127 109H123L120 112L121 114H123L122 116H121V114H120V116H119V114H117V116L112 118L113 121L110 120V122L112 124L110 123L109 126H107V127L106 126L105 127H99L100 129H98V135L95 136L97 138V140L94 139L95 138L94 137L93 138L94 140H92V141H90V139H89L90 142L88 141V144H87V141H85V140L84 141H85L86 144L84 142L82 143L84 145L83 148H85V150L83 149V151L81 153V155H83V156H80V157H85V155H87L89 157H92V158H90V160L88 159V161L85 162L86 164L85 163L82 164L83 168L80 167L81 170L84 169V170H82L83 175L80 178L79 177L78 178L77 177L76 178L75 177L74 178L73 177H69V178H67L68 180L67 179L65 180V182H64V180H63V182L62 181L61 182L58 181V184L56 183L57 184L56 186H55V184L51 185L52 187L50 188L51 190H49V192H51V194L53 195V193L55 191V194H54L55 196L54 197L51 196V198H49L50 200L49 199H47V200L44 199L43 202L44 201L45 202H44V204L42 206H44L45 203H48L46 205H49L52 208H54L53 210H51L52 208L48 206L49 210L48 211L47 210L44 211L46 214L44 212L42 214V212H40V211L37 212V213H36V211H33V210H35V209H32V208H34L33 204H31V207H32L31 208L28 205H25L26 207L24 205L22 206V204H20L17 201L13 202L14 204H10L11 202H7V204L5 203V205H4L5 209L0 214V220L2 222V223L0 222V225H1L0 226V237H1L0 238V256H1L0 257V264H4V263L5 264H14V263L15 264H20V263L21 264H48V263L51 264V262H52V264H54V263L55 264H87V263L88 264H150L151 261H152L151 263H153L155 261L153 264H192L195 261L196 262L194 264H197V263H199V264H219V263L220 264H264V248H263V246H264V183H263L264 182V148H263L264 147V108L261 107L262 105L264 107V101H263L264 100V94H263V91H264L263 90L264 89L263 86L264 85H262V83L264 84V82H263L264 80L262 81V79H264V74H261L262 71H263L262 70L261 73H259L260 75H256V74H258V71L257 72L254 71L255 70L254 66H252ZM218 69L219 70L221 69L223 71H221V70L219 71ZM172 70H173V72H172ZM181 70H183V71L181 72ZM224 71H225V73H224ZM240 71H243L246 75L243 72H240ZM248 71H249V73H248ZM152 72H154V71H151L150 73L148 72L149 77L152 75L149 79L152 78L151 81H153V82H150L149 84H153L154 83L153 84L154 88L156 86V88H159V91L160 90L161 91H165L169 87L168 86L169 85L168 84L169 78H166L163 75V73H160V75H159V73L154 72L153 74L158 75V76L155 77V75L151 74ZM217 72L222 73L221 75H218V76H221L220 78L218 77V79H220L221 81L217 80V78H215L216 80H214V77H217ZM215 73H216V75H215ZM241 73H242V76H241ZM249 74H250V76H249ZM238 75L240 77V80H239V77H237ZM261 75H263V77ZM254 76H255V78L257 80L254 78ZM153 77H154V79H153ZM241 78H242V80H241ZM165 79H168V80H165ZM251 79H253V80H251ZM254 79H255V81H254ZM258 79H259V81H258ZM238 80H239V82H238ZM216 81H218V82H216ZM252 81H254V82H252ZM243 82H245V83H243ZM256 82L258 84L262 85V86L257 85V89L262 87V89H261L262 92L259 89L260 90V91L258 90L259 91V95L255 94V93H258V91L255 89V90L252 91V92L255 91L254 93H252V92L248 93L249 96L247 94H244L245 92L247 93V91L252 87V84L256 85V84H254ZM249 83H250L251 86L248 87L247 85H249ZM165 85L167 86V88H166ZM161 86H163V87H161ZM233 86H234V88H233ZM245 86H246V88H245ZM228 88H229V90H227ZM236 88L237 89L239 88V89L237 90ZM231 89H234V90L236 89L237 91L236 90L234 91V90H231ZM239 90H241V91H239ZM230 91H232L234 93L233 94L231 93L232 95L225 94V92H230ZM260 92H261V95H260ZM243 95H244V97H243ZM255 95L257 97H259V100L261 102L257 101V103H256ZM253 96L255 97V99L252 98ZM261 97H263V99H261ZM248 98H250V101H249ZM244 99L245 100L248 99V100L244 101ZM227 100H228L229 103L234 101V106L231 105V104H230L231 106L226 105L225 101H227ZM236 100H238V104L236 103L237 102ZM228 102H226V103H228ZM242 102H244V103H242ZM248 103H250V104H248ZM260 103H261V105H260ZM131 109H133V110H131ZM124 110H127L128 112L127 111L125 112ZM200 110L197 111V113L201 114ZM255 110L258 113H256ZM260 110H261V112H259ZM77 112H81V110L79 111V109H78ZM252 113H255V114H252ZM202 114H203V111H202ZM69 116L72 118L73 115L70 114V115H68V117ZM118 116H119V118H118ZM68 117H67V119H68ZM70 117H69V119H70ZM215 118L217 120H223V121L226 120V121H228V122L224 121V123H223V126L225 127V129L222 126V128H223L222 131L221 130L220 131L217 130V126H219V125L217 124V121L215 120ZM67 119L65 118V120H63L64 123H62V124H65V127H64V125L62 126V124H61L62 130L64 128H68V126H69V125H67L68 124V120ZM235 119L237 120V122L239 121L241 126L238 125V123L236 122ZM229 120H230V122H229ZM231 120H233L232 122L235 121V123H232ZM65 122H67V123H65ZM199 122H200V124H199L200 128L197 126ZM208 122H209V124H208ZM210 122H212V123H210ZM227 123L228 124H232V125L234 124V125H233V127H231V125H229V126L226 125L225 126V124H227ZM236 123H237V125H235ZM110 125H111L112 129L110 128ZM213 125H214V128H213ZM229 127H231V128H229ZM118 128H120V127H118ZM203 128L205 129V131L207 133L205 131H203ZM233 128H234V130H233ZM241 129H242V131H241ZM208 131H211V132L208 133ZM257 131H258V133H256ZM123 132H125V131H123ZM197 132H196V134L200 133V132H198V133ZM212 132H214V133H212ZM217 132L222 133V135L224 137H222V135H220V136L223 139L220 138L218 135H216ZM164 133H166V134H164ZM163 134H164V136H163ZM213 135H214V137H213ZM123 136L124 137L126 136V138H124ZM249 136L251 138H249ZM52 137L55 140L54 137H56V136H51V138H49L47 140V142L48 141L52 142V140H53ZM158 137L161 138V140H162V141H160L161 145L158 142L160 140ZM203 138H204V140H203ZM217 138H218V140H217ZM156 139H157V141L156 142L154 141L155 143L152 144L153 140H156ZM171 139H175V137L174 138L171 137ZM117 141H119V142H117ZM126 141L129 144H127ZM131 141H133V140H131ZM111 142H113L112 144L117 146V147H119V148H124L125 147L123 149L124 152H122L118 157H115V156H112V155L110 157L109 149L113 147ZM157 142H158V144H157ZM215 142H216V144H215ZM124 143L127 144V145H124ZM191 143H192L193 146L191 145ZM121 144L123 145V147H122ZM155 144H157V145H155ZM88 145H89V147H88ZM98 145L102 149H100V148L98 149ZM152 145H154V146H152ZM207 145H208V147H207ZM215 145H217V146H215ZM95 146H97V147H95ZM156 146H158V147L160 146V149L158 147L156 148ZM151 147H153V148H151ZM162 147H163L164 150L161 149ZM106 148H109V149H106ZM190 148L192 149V151H190ZM156 149H157V151H156ZM86 150L87 151L90 150L91 152H93L92 153L93 155L91 154L90 151L87 152ZM154 150L157 152V155L159 154L161 156H155L156 153H155ZM206 150H208V151H206ZM88 153H90V154H88ZM173 153H174V155H173ZM106 154L108 155V157H107ZM90 155H92V156H90ZM146 155H148V156H146ZM113 157H115L116 159L113 158ZM151 157L152 158L154 157L156 159L153 158L154 159L153 160ZM160 157H161V159H160ZM158 159H159V161L160 160L161 161L158 162ZM112 161H113V163H112ZM114 161H116V162H114ZM72 163L67 165V168H72V167H70V166H72ZM93 163H95V164H93ZM127 164H129V165H127ZM106 165L107 166L109 165L108 168H107ZM149 167L152 168V169H150ZM83 171H85L86 173H84ZM91 172H93V173H91ZM125 174H128V175L130 174L129 175L130 177L128 175H127V177H125L126 176ZM139 174H140L141 178L138 177ZM144 174H146V176L143 177ZM121 176H123V177H121ZM128 177H129V179H128ZM132 177H134V178H132ZM142 177L144 178V180H143ZM92 179H94L95 181L94 180L92 181ZM125 179H127L126 180L127 183L124 182L126 184H130L131 183L130 181H132V179H135L132 182H134V181L137 182L139 180V182L141 181V182H144L145 184L148 183V185L143 186L145 189L143 187L141 189H139V190L127 189V193L129 195H126L127 193H126L125 189H122L123 190V191L121 190L122 192L119 190L118 192L120 194L117 192V194L113 193L112 194L113 196L110 195L109 197H107L110 200V202H109L108 199L104 198L105 200H108L107 201L108 203L107 202L104 203L103 202L104 199L103 198L101 199V197H104V194L102 192L99 193L101 195V197L99 196V194L96 195V193H95L96 192V187L97 188H101V189L102 188H107L108 189V188H111V187L113 189L114 188H119L123 184L122 180L125 181ZM128 180H130V181H128ZM145 180H147V181H145ZM78 181L79 182L81 181L80 184L84 185L82 187V191H84L86 189V191L84 193L82 192L84 194L83 197L85 199H88V196H90L91 194L93 196L94 195L93 193H95L97 198L95 200H92V201L89 200V199H88L89 201L85 200L83 197H80V199H79V196H77L79 194L76 191H75V194H73L71 196V194L74 192L72 188H74V185L76 186L77 183L79 184ZM99 181H101V182H99ZM82 182H84V183H82ZM87 185H89V186H87ZM70 186H72V187H70ZM92 187L94 188V190H93ZM70 188H71L72 191L70 190ZM88 188H90V190H92V193H91V191H89ZM87 189H88L89 192L87 191ZM60 190L62 191V193L60 192ZM124 190H125V192H124ZM128 190H130V191H128ZM131 190L134 191V194H136V196L133 194V192ZM69 192L70 193L72 192V193L70 194ZM88 193H91V194H88ZM85 194H88V195L86 196ZM210 195H212V196H210ZM62 196L63 197L65 196L64 198H66L67 196H71L72 199L76 198L77 202L78 201L81 202V203L83 202L84 205L86 203L87 206L83 207L84 208L83 210H85L83 212V215L85 216L87 214V217L97 214L98 211L100 212V210L102 211V208H106V204H109V203H110V205H108V206H110V208H111V206L113 205L112 209L113 210L115 209V211H117V213H116L114 218L112 217L111 219H109L111 222H109V220L106 221V222H102V223H104V224H102V226L100 224H96V225L91 224V226L88 224L89 225V226H87L88 230H87L86 227H83L82 228L83 230L81 228L78 229L76 223L73 222L74 221L73 220V215L74 214L72 213V215H71V213H70V212L74 211V209L77 210V208L72 209V208L65 207V206L63 208V206L60 204L61 201H59V200H61L60 198L64 199ZM98 196L100 197V199H99ZM133 196H135V197H133ZM119 197H120V199H119ZM127 197H130L131 201H129L130 199L128 198L129 199L128 200ZM169 197L170 198L172 197V199H170ZM82 198H83L84 201L82 200ZM123 198H125L124 201L121 200ZM133 198L136 200V204L132 202L134 200ZM39 199H37V201ZM51 199H52V201H51ZM97 199H98V201L96 202ZM165 199H168V201L167 200L165 201ZM175 199H176V201H175ZM40 200L38 201V203L40 202ZM80 200H82V201H80ZM101 200H102V202H101ZM127 200H128V202H127ZM169 200H171V202ZM119 202H121V203H119ZM125 202H127V203H125ZM163 202H164V204H163ZM172 202H174V203L172 204ZM184 202H186V203H184ZM18 203H19V205H17ZM50 203H51V205H50ZM101 203H103L104 207L102 205H99ZM137 203H138V205H137ZM54 205H56V206L53 207ZM98 206H100V207L98 208ZM125 206H127L126 207L127 209L125 208ZM161 206H163V207H161ZM179 206H180V208H179ZM14 207H16V208H14ZM113 207H115V208H113ZM79 208H81V207H79ZM131 208H133V209H131ZM18 209H20V210H18ZM23 209H24V211L22 212ZM70 209H72V210H70ZM207 209H209V210H207ZM124 210H126V211H124ZM29 211H30V214H29ZM93 211H95L97 213H94ZM31 212L34 213V214H32ZM132 213H133V215H132ZM206 213H208V214H206ZM76 214H78V213H75V215ZM119 214L120 215L122 214V215L120 216ZM30 215L31 216L33 215V216L30 217ZM117 215H119V217ZM126 215H127V217H126ZM99 216H100V214H99ZM67 217H69V218H67ZM93 217H95V216H92L91 218H93ZM68 219H70V220H68ZM60 222H61V224H60ZM68 222H70V223H68ZM53 223H55V225ZM74 223H75L76 226L74 225ZM92 225H94L93 226L94 230L92 229L93 228ZM96 227H97V229L99 227V229H98L99 231L96 229ZM101 227H103V228H101ZM108 227H110L111 229L108 228ZM75 228L78 229V230L76 231ZM89 229H90V231H89ZM100 229H101V231L105 230V229L108 230V231L110 230V232H108V231H107L108 233L105 232V231L101 232ZM84 230H85V232H84ZM112 230H113V232L111 233ZM71 231H74V232L76 231V232L79 233V235H78V233H76V232L74 233V232H71ZM123 231H125L124 234H123ZM52 232H54V233H52ZM86 233H87V235H86ZM106 233L107 234L110 233L109 236H106L107 235ZM125 233H127V235ZM65 234H66V236L69 237V239H67L68 237H66V239L63 237ZM70 234H72V235H70ZM74 234H75V236L73 237ZM103 234H105V236ZM147 234L150 235V236H148ZM90 236H91V238H90ZM123 237H126V238L124 239ZM137 237H138L139 240L136 239ZM141 237H142V239H141ZM147 238L149 239V241H148ZM161 238H162V240H160ZM62 239L65 240V242H62L63 241ZM71 239H72L73 242L71 241ZM77 239H79V240H77ZM120 240H121V242H120ZM123 240H126V241H123ZM156 240H157V242H156ZM51 241H52V243H51ZM17 242L18 243L21 242V243H19V245H18V244H16ZM68 242H71V243H68ZM148 242H150V244ZM153 242H154V244H153ZM59 243H61L62 245L59 244ZM63 243H65V244H63ZM123 243H125V244L123 245ZM15 244L17 246H15ZM21 245H23V247ZM46 245H48V246H46ZM126 245L129 248L126 247ZM132 246H133V248H132ZM14 247L17 248L15 250L19 251V252L15 251L14 254H13V252H11V249L14 248ZM18 247H21V248L18 249ZM29 249H30V251H29ZM42 250H43V252H42ZM96 253L100 254V256L94 257L93 255H96ZM104 253H106V256H105ZM2 254L4 256L6 255L5 257H7L8 260H4L5 257ZM50 255H52V256H50ZM54 255L57 256V259H56V256H55V258H53ZM212 255H213V257H212ZM2 256H3V258H2ZM90 256H92V257L90 258ZM11 257L14 259V261H13V259ZM42 257H44V258H42ZM48 257H50V258H48ZM65 257H67V258H65ZM16 259H17V261H16ZM39 259L41 261H39ZM45 260H47V261H45ZM60 260H61V263H60ZM5 261H7V262H5Z\"/></svg>","mask_w":264,"mask_h":264}]
</instances>
